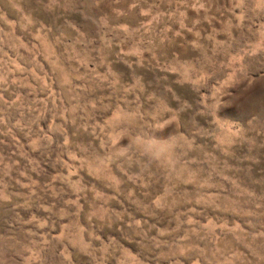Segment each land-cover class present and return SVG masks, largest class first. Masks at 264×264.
Segmentation results:
<instances>
[{
  "label": "rangeland",
  "instance_id": "rangeland-1",
  "mask_svg": "<svg viewBox=\"0 0 264 264\" xmlns=\"http://www.w3.org/2000/svg\"><path fill=\"white\" fill-rule=\"evenodd\" d=\"M0 264H264V0H0Z\"/></svg>",
  "mask_w": 264,
  "mask_h": 264
}]
</instances>
